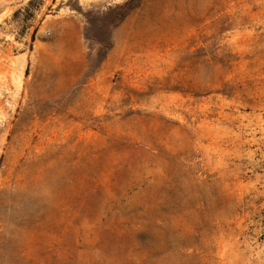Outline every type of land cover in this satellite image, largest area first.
<instances>
[{
  "label": "rangeland",
  "instance_id": "obj_1",
  "mask_svg": "<svg viewBox=\"0 0 264 264\" xmlns=\"http://www.w3.org/2000/svg\"><path fill=\"white\" fill-rule=\"evenodd\" d=\"M128 1L0 0V264H264V0Z\"/></svg>",
  "mask_w": 264,
  "mask_h": 264
},
{
  "label": "trees",
  "instance_id": "obj_2",
  "mask_svg": "<svg viewBox=\"0 0 264 264\" xmlns=\"http://www.w3.org/2000/svg\"><path fill=\"white\" fill-rule=\"evenodd\" d=\"M142 0H129L123 6L119 8V21L117 24L124 21L126 17L130 15L141 3Z\"/></svg>",
  "mask_w": 264,
  "mask_h": 264
},
{
  "label": "crops",
  "instance_id": "obj_3",
  "mask_svg": "<svg viewBox=\"0 0 264 264\" xmlns=\"http://www.w3.org/2000/svg\"><path fill=\"white\" fill-rule=\"evenodd\" d=\"M119 32V29H118V31H117V33ZM117 48H118V41H117V46H116ZM117 61V60H116ZM118 63H119V61H117Z\"/></svg>",
  "mask_w": 264,
  "mask_h": 264
}]
</instances>
